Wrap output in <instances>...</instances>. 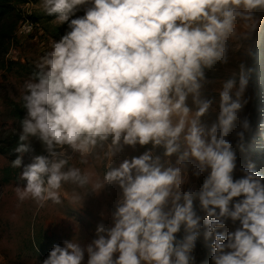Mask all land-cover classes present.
Returning <instances> with one entry per match:
<instances>
[{
    "label": "clouds",
    "instance_id": "clouds-1",
    "mask_svg": "<svg viewBox=\"0 0 264 264\" xmlns=\"http://www.w3.org/2000/svg\"><path fill=\"white\" fill-rule=\"evenodd\" d=\"M81 6L83 15L70 18ZM38 8L67 30L50 38L22 84L25 114L10 166L21 168L33 139L42 154L19 172L17 196L76 209L107 184L122 190L110 228L98 223L84 247L76 235L53 244L41 264H82L85 254V264H190L202 227L194 200L204 213V239L226 219L239 224L214 234L211 264H264V176L249 163L233 179L235 153L226 139L247 102L242 65L214 89L215 121L201 122L212 106L201 97L205 69L228 63L231 45L260 22L264 0H39ZM248 128L241 119L238 141ZM148 144L163 149V163L146 150L110 167L121 145ZM101 152L102 174L70 164ZM206 169L198 191L183 190L189 171L198 178Z\"/></svg>",
    "mask_w": 264,
    "mask_h": 264
},
{
    "label": "rangeland",
    "instance_id": "rangeland-1",
    "mask_svg": "<svg viewBox=\"0 0 264 264\" xmlns=\"http://www.w3.org/2000/svg\"><path fill=\"white\" fill-rule=\"evenodd\" d=\"M39 0H27L17 6L20 14L13 36L9 41L7 51L1 58L0 63V264H41L46 258L53 244H61L70 240L74 235L78 237L81 247L91 243L96 238L95 227L103 223L106 228L113 224V213L122 197V190L116 183L105 185L98 193L89 192L82 203L76 209L61 207L47 203L37 206L31 199L20 200L16 193V186H23L19 180V172L22 167L30 162V157L42 154L40 143L33 139L30 141L32 151L23 155L21 168H12L10 162L16 158L13 151L16 146L19 119L16 117V108L21 110V118L25 110L21 106L20 94L22 84L28 78L33 62L42 54L48 46L50 38L58 41L67 30V22L55 25L53 18L44 15L38 8ZM81 6L73 17L83 15L84 8ZM31 23V30L25 31ZM264 34V14L261 15L257 27L241 41L233 43L236 49H241L243 55V71L247 78L244 91L246 103L237 113V121L234 129L226 139L231 143L235 153V168L233 179L242 176L241 169L249 163L254 170L264 176V45L260 47L259 35ZM264 43V40L262 41ZM255 50L254 63L250 73L248 57ZM255 76V77H254ZM201 90V97L212 102L209 111L201 117V122L210 125L216 119L218 111H213L218 102V95L214 89H219L222 81L206 80ZM251 86L255 87L258 99L254 105ZM191 108V98L186 101ZM247 118L249 128L244 133L243 140L238 141L235 131L239 130V121ZM121 150L112 160L110 167H117L123 160L138 157L146 150H151L153 155L160 156L163 163V149L152 148L150 144L140 146L121 145ZM168 164L172 165L175 156L167 158ZM70 164L81 167L84 170H95L102 174L107 160L101 152L96 158H89L86 164H80L74 156ZM259 171H262L261 173ZM208 175L206 169L200 177L188 174V181L183 190H199L203 180ZM71 185H65L63 192L70 193ZM193 210L201 216V229L195 239V247L190 253V264H211V241L215 233H227L235 230L239 224L225 220L222 228L216 229L207 239L203 237V216L198 202L193 201ZM183 229L176 233V238L183 236ZM87 255L82 264H85Z\"/></svg>",
    "mask_w": 264,
    "mask_h": 264
},
{
    "label": "trees",
    "instance_id": "trees-1",
    "mask_svg": "<svg viewBox=\"0 0 264 264\" xmlns=\"http://www.w3.org/2000/svg\"><path fill=\"white\" fill-rule=\"evenodd\" d=\"M27 0H0V63L1 58L7 51L9 41L13 36V32L17 26L18 20L20 19V14L18 12L17 6L22 5ZM264 40V34L260 40V47L264 45L262 41ZM241 49H236L234 45H231L229 52V61L226 65H216L215 70L205 69V78L210 81H222L228 78H235L236 74L239 72V65L243 66V55L240 51ZM255 50L253 49L248 57V65L250 67V73L255 71L253 69ZM255 77V76H254ZM252 98L254 105L258 99V94L255 87L251 86ZM16 117L21 119V110L16 108ZM260 173L262 171H259ZM261 175V174H260Z\"/></svg>",
    "mask_w": 264,
    "mask_h": 264
},
{
    "label": "water",
    "instance_id": "water-1",
    "mask_svg": "<svg viewBox=\"0 0 264 264\" xmlns=\"http://www.w3.org/2000/svg\"><path fill=\"white\" fill-rule=\"evenodd\" d=\"M260 40H261V35H259V37H258V42H260Z\"/></svg>",
    "mask_w": 264,
    "mask_h": 264
},
{
    "label": "built area",
    "instance_id": "built-area-1",
    "mask_svg": "<svg viewBox=\"0 0 264 264\" xmlns=\"http://www.w3.org/2000/svg\"><path fill=\"white\" fill-rule=\"evenodd\" d=\"M28 27V26H27Z\"/></svg>",
    "mask_w": 264,
    "mask_h": 264
}]
</instances>
